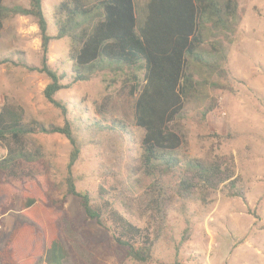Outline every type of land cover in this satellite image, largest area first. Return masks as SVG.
Segmentation results:
<instances>
[{
	"label": "trees",
	"instance_id": "trees-1",
	"mask_svg": "<svg viewBox=\"0 0 264 264\" xmlns=\"http://www.w3.org/2000/svg\"><path fill=\"white\" fill-rule=\"evenodd\" d=\"M0 0V35L9 17L32 18L41 42L40 67L14 63L28 73L48 79L43 91L46 102L66 114V106L56 97L78 83H85L99 71L123 73V84L133 97L134 126L142 132L138 156L132 154L130 126L105 118L89 126L91 144L101 146L110 158L104 173L114 181L111 188H98L99 201L76 190L72 167L82 142L76 122L64 126L24 121L20 108L0 109V228L14 197L21 193L22 215L32 226H17L2 249L0 264H66L68 253L59 226L69 229L62 209L49 200V184L41 147L32 137L58 135L70 143L67 165V194L78 197L87 218L97 225L112 224L116 243L124 255L137 263L151 261L152 248L162 236L166 214L174 201L182 205L196 201L209 205L216 192L228 197L243 196L240 178L231 156L212 160L188 158L181 154L184 139L174 128L186 102L198 88L197 73H224L225 50L212 45L207 60L200 52L208 25L225 33L237 24L235 0H61L54 10L56 34L48 33L43 0H25L27 7L7 8ZM68 39L71 73L54 70L48 63L51 42ZM4 60L0 64L7 63ZM203 78V77H201ZM211 109L200 113L205 122ZM124 214L146 217L145 227L134 224ZM188 231L185 232L187 236Z\"/></svg>",
	"mask_w": 264,
	"mask_h": 264
},
{
	"label": "rangeland",
	"instance_id": "rangeland-1",
	"mask_svg": "<svg viewBox=\"0 0 264 264\" xmlns=\"http://www.w3.org/2000/svg\"><path fill=\"white\" fill-rule=\"evenodd\" d=\"M225 1L220 0L221 6ZM235 1L238 18L234 30L225 33L208 25L200 50L209 60L213 54L211 46L220 45L227 56L224 73H197V91L186 102L174 128L184 139L181 149L184 157L205 160L233 157L243 196L228 197L219 191L206 206L196 201L185 205L174 201L147 264H264V0ZM60 2L43 0L50 36L56 34L53 18ZM4 5L27 7L28 2L5 0ZM69 51L68 39L51 42L50 67L70 74ZM41 56L35 21L20 16L7 18L0 35V62L9 61L0 64V109L3 105L20 108L25 122L44 125L62 127L66 120L77 121L75 127L82 149L72 167V177L78 192L88 193L93 202L99 201L98 188H111L114 181L104 173L103 168L111 163L104 148L90 143L94 133L89 126L99 118V109L107 119L126 122L133 138L132 154L137 157L142 132L133 123L135 99L123 84V73L99 71L88 82L58 94L56 99L66 106L63 114L44 99L43 91L49 82L46 77L12 65L26 62L40 67ZM208 108L211 114L201 122L200 113ZM32 140L41 147L47 168L49 200L69 220V229L59 226L68 253L66 264H141L124 255L109 221L102 227L89 220L80 199L67 194L71 152L68 140L40 134ZM22 203V195L18 193L2 221L0 249L18 225L32 226L22 215ZM115 208L124 214L121 202ZM123 216L140 227L148 222L142 216Z\"/></svg>",
	"mask_w": 264,
	"mask_h": 264
},
{
	"label": "built area",
	"instance_id": "built-area-1",
	"mask_svg": "<svg viewBox=\"0 0 264 264\" xmlns=\"http://www.w3.org/2000/svg\"><path fill=\"white\" fill-rule=\"evenodd\" d=\"M222 116H225V113L224 112L222 113Z\"/></svg>",
	"mask_w": 264,
	"mask_h": 264
}]
</instances>
